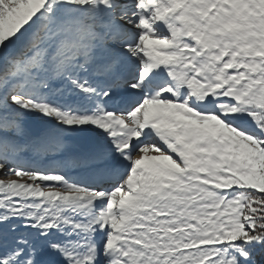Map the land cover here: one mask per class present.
I'll return each instance as SVG.
<instances>
[{"label":"snow or ice","instance_id":"6c2138e0","mask_svg":"<svg viewBox=\"0 0 264 264\" xmlns=\"http://www.w3.org/2000/svg\"><path fill=\"white\" fill-rule=\"evenodd\" d=\"M0 264H264V0H0Z\"/></svg>","mask_w":264,"mask_h":264}]
</instances>
